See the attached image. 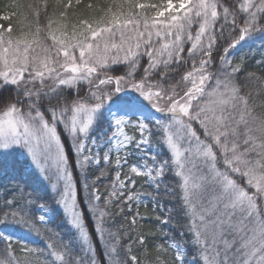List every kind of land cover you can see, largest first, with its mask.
Here are the masks:
<instances>
[{"label":"snow or ice","instance_id":"obj_1","mask_svg":"<svg viewBox=\"0 0 264 264\" xmlns=\"http://www.w3.org/2000/svg\"><path fill=\"white\" fill-rule=\"evenodd\" d=\"M82 2L0 13V264H98L101 241L109 264H264V111L233 61L264 48V0ZM141 200L156 227L125 246L109 221Z\"/></svg>","mask_w":264,"mask_h":264},{"label":"trees","instance_id":"obj_2","mask_svg":"<svg viewBox=\"0 0 264 264\" xmlns=\"http://www.w3.org/2000/svg\"><path fill=\"white\" fill-rule=\"evenodd\" d=\"M34 0H0V13H9V12H16V13H24L27 14L26 5L29 3H33ZM50 4L53 2V0H49ZM88 3H92L94 7L103 6L106 3V0H83L82 5L80 6L79 10H85ZM17 4L20 5V7L12 8L10 5ZM52 11V8H49V12ZM9 23H12L14 26L17 23V20L15 17H13L10 21H0V24H3L4 26H7ZM260 61L256 62L254 59H248L245 64L243 72L239 75L238 78V87L241 88V95H249L250 94V101H249V107L254 108L255 112L254 114H258L261 111H264V108L260 107L261 105H264V95H261L260 93L264 92V63H259ZM119 71H123V69H118ZM253 74L256 79H248V75ZM68 147V146H67ZM71 150L69 149V157L72 158ZM170 182V181H169ZM108 184V181L105 180L100 185L101 191H103L104 186ZM143 181L140 180L135 188V191H142V193L149 192L151 189L142 186ZM172 207L175 210H178L179 205H172ZM137 210L139 211V215L136 216V224L133 227L131 224L132 217L137 213ZM114 212H118V209H113ZM128 212L127 206H125V213ZM156 213L152 211V205L150 201L147 204V207L144 205H138L137 207L135 205L132 206L131 214H128L127 217L118 215L114 220L109 221L111 227L110 231L120 232L121 237L125 238V246H126V237L129 232H133L134 236L139 235L141 232H143L145 235H150L151 231H153L156 227V225L153 223L152 217H154ZM141 217H147L148 219L144 220L141 219ZM60 224L59 217L53 218L48 224L43 225V227H50V228H56L57 225ZM87 227H90V224L86 225ZM123 229V230H122ZM61 231H65V229L61 228ZM106 240L109 241V248L111 246V241L108 237H105ZM149 244H151V241H149ZM32 245H39V240L37 239V242L30 243V246ZM105 243L104 241H101L100 244L97 246V253H96V259L98 261V264H109L107 253L104 251ZM35 259V257L33 258Z\"/></svg>","mask_w":264,"mask_h":264},{"label":"rangeland","instance_id":"obj_3","mask_svg":"<svg viewBox=\"0 0 264 264\" xmlns=\"http://www.w3.org/2000/svg\"><path fill=\"white\" fill-rule=\"evenodd\" d=\"M221 11H222V9H221ZM242 56H247V60L248 59H254L256 62L264 60V48L260 47V41L257 40L255 42V44L251 45V50H249V46L248 45H245L242 49L237 50L234 53V55H233V61L234 62H239ZM65 145H66V147L69 146V140L68 139H65ZM156 151H160V149L157 148ZM136 192L137 193H142V191H139V190L136 191ZM144 204H145L144 200H141L139 202V205H144ZM133 205H135L136 207L138 206L135 201L133 202ZM47 223H49V222L46 221L45 224H47ZM229 239H231V237H229ZM32 242H36V238L35 237L30 238V243H32Z\"/></svg>","mask_w":264,"mask_h":264}]
</instances>
